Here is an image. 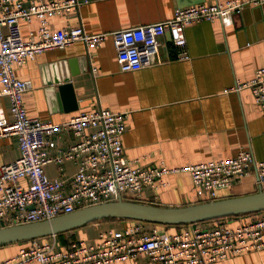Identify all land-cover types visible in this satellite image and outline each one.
Returning a JSON list of instances; mask_svg holds the SVG:
<instances>
[{
	"label": "crops",
	"instance_id": "0c3cea01",
	"mask_svg": "<svg viewBox=\"0 0 264 264\" xmlns=\"http://www.w3.org/2000/svg\"><path fill=\"white\" fill-rule=\"evenodd\" d=\"M214 1L217 0H79L70 12L49 16L52 28L81 25L86 32L103 34L93 45L76 39L62 47L46 48L22 64H13L16 76L28 78L31 83L22 93L26 113L57 122L99 106L124 110L126 123L120 139L123 154L133 165L162 163L165 167H178L232 156L241 147L251 149L255 158L264 159V110L248 86L234 88L237 80L250 78L255 68L264 66V1L234 12L229 23L218 16L186 24L185 57L177 56V47L165 33L155 52H142L139 68H119L112 30L162 20L180 5ZM36 23L35 19L20 20L22 35L26 36ZM0 111L8 113L5 95H0ZM74 137L70 128L56 131L55 146L48 151L55 154ZM18 154L16 136H0V163L11 161ZM43 168L48 176L67 181L76 161H48ZM160 179L164 183L156 180L154 185L144 186L138 200L162 205L199 200L186 171H168ZM18 183L24 184V178L20 177ZM257 188L250 176L221 189L219 195ZM254 215L238 214L227 220L237 224ZM124 223L126 220L120 218L93 220L57 232L55 244L64 247L79 237L93 242L98 230L118 228ZM27 243L23 239L0 244V259ZM17 264L40 263L32 260ZM206 264H264V247Z\"/></svg>",
	"mask_w": 264,
	"mask_h": 264
},
{
	"label": "built area",
	"instance_id": "2783aa9c",
	"mask_svg": "<svg viewBox=\"0 0 264 264\" xmlns=\"http://www.w3.org/2000/svg\"><path fill=\"white\" fill-rule=\"evenodd\" d=\"M264 0H217L177 6L172 14L158 21L144 22L112 30V41L119 68L136 69L142 65V52H155L161 38L177 47V56H187L184 26L203 18L222 17L233 21V13ZM79 0H0V95L8 100V113L0 111V136L13 134L19 154L0 163V225L39 220L69 212L78 207L114 198H139L144 186L164 183L162 173L186 171L194 184L198 201L219 197L223 188L253 177L264 187V159L255 158L251 149L241 147L234 155L217 157L178 167L133 165L124 156L121 133L126 112L107 107L82 110L53 122L26 113L22 93L30 87L28 78H20L13 64L51 47H62L76 40L86 45L97 43L102 32H86L81 25L64 24L52 28L48 18L66 14ZM36 20V26L23 36L19 21ZM248 86L255 102L264 110V66L255 68L246 80H237L235 89ZM70 128L74 139L55 154L53 134ZM74 159L76 168L65 181L48 176L43 165L48 161ZM23 177L24 184L18 183ZM227 217L183 222L177 227H156L154 222L122 219L118 228L105 227L96 239L79 237L66 246L55 244L57 232L27 238L28 243L0 259V264L37 260L40 264H206L250 249L264 247V212L237 224ZM151 224L145 226V224ZM48 236L49 239H45Z\"/></svg>",
	"mask_w": 264,
	"mask_h": 264
},
{
	"label": "water",
	"instance_id": "95a60500",
	"mask_svg": "<svg viewBox=\"0 0 264 264\" xmlns=\"http://www.w3.org/2000/svg\"><path fill=\"white\" fill-rule=\"evenodd\" d=\"M264 210V187L182 205H162L117 194L49 218L0 225V244L59 232L102 218H133L158 223H183Z\"/></svg>",
	"mask_w": 264,
	"mask_h": 264
},
{
	"label": "trees",
	"instance_id": "16d2710c",
	"mask_svg": "<svg viewBox=\"0 0 264 264\" xmlns=\"http://www.w3.org/2000/svg\"><path fill=\"white\" fill-rule=\"evenodd\" d=\"M261 212H264V210H259V211H250V212H243V213H237V214H231V215H225V216H229V217H233V216H236L238 214H259ZM218 217H224V216H218ZM218 217H213V218H218ZM120 219H130V218H120ZM212 218H209V219H204V220H210ZM145 221V220H143ZM145 222H151V221H145ZM154 223H158V222H154ZM159 225H168L167 228H173V227H177L178 225H180L181 223H158ZM23 240V239H22Z\"/></svg>",
	"mask_w": 264,
	"mask_h": 264
},
{
	"label": "rangeland",
	"instance_id": "374dc122",
	"mask_svg": "<svg viewBox=\"0 0 264 264\" xmlns=\"http://www.w3.org/2000/svg\"><path fill=\"white\" fill-rule=\"evenodd\" d=\"M156 224H157L156 227H158V228H161V227H168V225L166 226V225H159L158 223H156ZM149 225H151V224L149 223L148 226H149ZM171 227H172V226H171ZM171 227H170V228H171Z\"/></svg>",
	"mask_w": 264,
	"mask_h": 264
}]
</instances>
